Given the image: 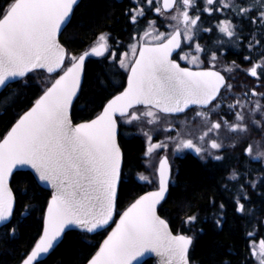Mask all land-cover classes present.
<instances>
[{
    "label": "snow or ice",
    "instance_id": "obj_1",
    "mask_svg": "<svg viewBox=\"0 0 264 264\" xmlns=\"http://www.w3.org/2000/svg\"><path fill=\"white\" fill-rule=\"evenodd\" d=\"M133 2L136 7L126 15L135 28L123 52L113 47L107 32H101L80 53L70 52L61 43L59 36L71 24L79 0H6L0 6V91L13 81L25 80L30 73L44 71L50 77L42 94L0 139V223L10 222L14 215L15 197L9 184L14 169L30 167L38 182L51 189L42 234L30 251L22 254L20 264H37L38 257L54 247L66 228L75 226L94 233L110 227V222L115 227L86 264H142V258L153 253L160 258L159 264H191L189 250L194 236L173 234L168 220L158 215V205L165 200L172 178L170 144L174 145L172 155L191 150L201 159L206 154L222 160L212 150H221L223 144L209 138L210 133L221 129L222 123L236 134H247L251 127L264 132V91L253 88L251 94L234 93L233 84L215 70L217 52H207L197 40L201 31H213L201 27L202 13L209 16L225 10L231 13L218 19L215 26L229 40L241 39L245 24L252 26L247 47L255 50L259 46L260 61L252 63L246 71L261 80L264 87V0H203V7L197 0ZM146 11L174 22L168 24L171 30L159 31L155 20H148L141 30L139 21ZM234 18L238 22L234 23ZM185 42L187 52L182 48ZM202 55L207 59H202ZM89 57L118 64L127 73V82L121 91L102 103L94 117L77 123L72 109L82 91V76ZM205 63L210 66L204 67ZM235 70V61L223 69L229 74ZM222 90L236 97L227 105L228 111L234 113L231 123L223 118L212 120L226 99ZM92 102H86L84 107ZM192 106H195L193 122L199 118L206 128L199 136L193 137L191 132L185 136L177 131L176 136L165 135L163 140L154 142L152 132L143 127L163 122L166 125L163 131L168 133L174 130L175 117L186 115V110H193ZM257 114L260 119H256ZM182 123L186 125L188 120ZM121 124L140 126L146 140V163L153 167L157 155L158 162L149 175L138 174V179L153 186V190L145 191L117 213L123 164L117 140ZM244 152L253 159L264 158V144L258 142L254 147L249 143ZM239 178L240 174L234 170L230 179ZM251 186L255 188L256 182ZM244 210L245 205L238 198L236 211ZM28 211L25 206L21 216ZM114 215H119V219L115 220ZM196 220V215H189L184 223L192 225ZM19 222L9 224L11 235L16 234ZM216 223L219 225L220 220ZM248 235L251 237L252 233ZM251 248L258 264H264V239L259 241L258 249L256 245Z\"/></svg>",
    "mask_w": 264,
    "mask_h": 264
},
{
    "label": "trees",
    "instance_id": "obj_2",
    "mask_svg": "<svg viewBox=\"0 0 264 264\" xmlns=\"http://www.w3.org/2000/svg\"><path fill=\"white\" fill-rule=\"evenodd\" d=\"M5 2L0 0V6ZM130 5V0H79L71 24L59 36L61 43L70 52L80 53L101 32H107L113 47H118L120 52L124 51L130 41L131 25L125 13ZM235 22L238 21L234 18ZM251 30L252 26L245 24L241 39L227 38L224 44H217V39L211 34L205 40L204 47L209 53L216 51L224 59L247 67L250 63L249 59H244L246 56L250 60L260 61L259 46L255 50L247 47ZM204 67L209 65L205 63ZM237 73L240 83L256 88L262 83L242 71ZM46 75L44 71L30 73L25 78L26 82L13 81L0 91V138L41 93ZM125 75L118 64L113 65L102 58H87L82 91L72 109L74 122L94 116L101 109L102 103L121 89ZM88 101L94 102L84 107ZM118 140L123 164L117 213L151 189L136 177L145 171L143 138L137 133L126 134L121 124ZM233 151L226 152L222 160H203L191 152L174 159L172 180L165 200L158 206V213L168 220L173 232L194 236L193 246L189 250L190 261L194 264H255L249 242L251 239H264V167L249 161L241 149ZM234 170L240 174L238 180L230 179ZM253 181L256 182L255 188L251 186ZM10 187L15 197L14 215L10 222L0 226V264H19L22 254L30 250L41 232L43 212L50 196L49 191L41 188L26 170L13 173ZM238 198L245 205L243 212L236 211ZM221 204L224 205L223 209L220 208ZM25 206L29 211L21 216ZM189 215L197 216L192 225L184 223ZM217 219L220 220L219 225ZM17 220L20 221L17 232L11 235L9 224H17ZM106 232L107 229L92 234L68 230L37 264H84L95 253ZM248 233H252V236L249 237ZM142 264L156 262L149 258Z\"/></svg>",
    "mask_w": 264,
    "mask_h": 264
},
{
    "label": "rangeland",
    "instance_id": "obj_3",
    "mask_svg": "<svg viewBox=\"0 0 264 264\" xmlns=\"http://www.w3.org/2000/svg\"><path fill=\"white\" fill-rule=\"evenodd\" d=\"M226 16H228L227 10H225V12H218V14H216V12H215L212 14V16L210 18L207 17V20H205V21L208 22V24H207L208 26H206V23L204 22V23H202L201 27L202 28H212L213 31L210 33L201 31L199 33L197 40L199 43H201V45L205 46V40H207V37L210 36L211 34L214 36V38L217 39V41L222 40L224 43H226V41H228V40H226L227 37L223 36L221 33H219L215 27L217 20L218 19H224V18H226ZM148 20H155L156 21V28L162 32L170 31L171 29L168 27V24L174 23L171 21H165L164 17L160 16V15H158L156 18H150V19L148 18ZM186 44H187V42H185L184 46H183L184 47L183 51H185V52L189 51ZM201 58L207 59V56L202 55ZM250 59L251 58H249V60ZM232 62H233L232 60H226L223 57H221L220 55H218V60L216 62V68L215 69L221 71L223 73V75L226 76V80L228 83L233 84V86H234L233 92L234 93L238 94V93L247 91V92H249V94H251V90L253 88H255V90L257 92L264 91V87L261 86L262 83L258 84V82H257L259 88H256L254 86H249L245 83H240L238 80L239 79L238 78L239 74L237 73L238 71H242L243 73H246L247 75L250 76V74L246 70L252 66V63H255L254 61H252V63L250 65H248L247 67H243V66H240V65L235 63L236 70L233 71L231 74L225 73L223 71V69L226 66H231ZM252 78H254V77H252ZM49 79H50L49 74H47L44 77V81H45V86L43 85L44 88L46 86H48L47 81ZM222 94L226 96V99L222 101V108L220 110H218L219 114L218 115L213 114L212 120H220L221 118H223L224 120H228L230 123L234 122V113L228 111L227 105L229 103H232L236 97H235V95H228L227 93H224L223 90H222ZM251 99H255V97H251ZM262 103H264V101H262ZM192 109L193 110H186V115L185 114L177 115L173 121L174 130H171L168 133H165L163 131V128L166 126L163 122L159 126H151V125L144 124L143 127L145 128V130H149L152 132L154 142L158 141V140H163L165 135L170 134L172 136H176L177 131H180L182 133V135H185V136H187L188 132H191L193 137L199 136L202 131L206 130V128L201 124V121L199 120V118H197L193 122L192 118L194 116L195 107H192ZM185 119L188 120V123L186 125L182 123ZM256 119H260L259 114L256 115ZM122 126L124 127L126 134L137 133L143 138V140H144V152H145L146 140H145V137L143 136L142 132L140 131V126L135 125V124L134 125L122 124ZM262 137H264V132H262L260 129H258L256 127H251L250 132L247 134H236V133H232V132L228 131V129L223 126V123H222L221 129L218 130V132L214 130L212 133L209 134V138H215L218 140V142H221L223 144V148L221 150H219V151L212 150L213 155H221L223 157L226 152L232 153V152H234L233 149L239 148V149H241V152H243L245 154L246 158L249 161H254V162L258 163V165H260L261 167H264V158L253 159L252 157L248 156L244 152V149L247 147V145L249 143H252L254 145V147H255V144L258 142L261 144H264V140H262ZM173 147H174V145L170 144L169 150H168L170 162L172 163V166H173L172 170L175 168L174 167L175 166L174 159L176 156L182 155L186 152H191V153L195 154L198 158H200V156H198L194 151H191V150H184L182 152H177L175 155H172V148ZM204 147H207V145L205 144ZM144 152H143V156H144ZM160 154H163V153H160ZM206 159H213V158H212V156L205 154L203 160H206ZM146 161H147V158L144 156L145 171H143L141 173H143L144 175H149L154 170L155 164L158 162V155L153 160V167L150 168L148 166V164L146 163ZM245 167H247V164L245 165ZM138 174H140V173H138ZM138 174L136 175L137 178H138ZM147 186L149 188L153 189V186L148 185V184H147ZM259 241L260 240H252V239L250 240V242H249L250 251H252V248H251L252 245H256L257 249H258ZM253 260H254L255 264H258L256 257L253 256Z\"/></svg>",
    "mask_w": 264,
    "mask_h": 264
},
{
    "label": "water",
    "instance_id": "obj_4",
    "mask_svg": "<svg viewBox=\"0 0 264 264\" xmlns=\"http://www.w3.org/2000/svg\"><path fill=\"white\" fill-rule=\"evenodd\" d=\"M85 50H86V49H85ZM82 52H83V51H82ZM86 60H87V58H86ZM182 66H183V65H182ZM215 70H217V69H215ZM217 71H219V70H217ZM45 73H46V72H45ZM46 74H48V73H46ZM222 74H223V73H222ZM82 79H83V76H82ZM126 82H127V74H126V78H125V84H124V86H126ZM81 83H82V81H81ZM121 90H122V88H121L119 91H121ZM42 91H43V90H42ZM42 91H41L40 94H42ZM40 94H39V95H40ZM39 95H38V96H39ZM38 96H37V97H38ZM37 97H36V98H37ZM36 98H35V99H36ZM109 98H110V97H109ZM105 102H106V101H105ZM30 106H31V105H30ZM30 106H29V107H30ZM29 107H27L24 111H26ZM192 107H195V106H192ZM100 110H101V109H100ZM100 110H99V111H100ZM24 111H23V112H24ZM99 111H98V112H99ZM23 112H22V113H23ZM98 112H97V113H98ZM22 113H21V114H22ZM97 113H96V114H97ZM21 114H20V115H21ZM96 114H95V115H96ZM95 115H94V116H95ZM94 116H92V117H94ZM92 117H91V118H92ZM18 118H19V116L17 117V119H18ZM15 121H16V120H15ZM15 121L10 125V127L7 129V131L10 130L11 126L15 123ZM79 122H81V121H79ZM77 123H78V122H77ZM7 131L3 134V136L7 133ZM118 133H119V128H118ZM3 136H2L0 139H2ZM117 140H118V135H117ZM118 143H119V140H118ZM121 152H122V151H121ZM20 170H26V171L30 172L31 175L33 176L35 182H36L41 188H43V189L49 191V193L51 192V189H50L49 187H47L46 185H43V184H41V183L38 182V180H37V179L35 178V176H34L33 170H32L30 167H24V168H17V169H14V170H13V173H14L15 171H20ZM170 181H171V180H170ZM9 184H10V181H9ZM151 190H153V189H151ZM151 190H148V191H151ZM167 193H168V192H167ZM167 193H166V195H167ZM142 194H143V193H142ZM142 194H141V195H142ZM166 195H165V197H166ZM49 197H50V196H49ZM136 198H137V197H136ZM136 198H135V199H136ZM135 199H134V200H135ZM134 200H133V201H134ZM133 201H131L130 203H132ZM130 203H129V204H130ZM129 204H128V205H129ZM128 205H127V206H128ZM14 206H15V204H14ZM127 206H126V207H127ZM158 206H159V205H158ZM46 207H47V203H46V206H45L44 212H45V210H46ZM126 207H125V208H126ZM125 208H124V209H125ZM124 209H123V210H124ZM123 210H122V211H123ZM122 211H121V212H122ZM44 212H43V215H44ZM158 215H160V214L158 213ZM160 216H161V215H160ZM161 218H163V217L161 216ZM114 219H115V220H118V219H119V215H114ZM163 219H165V218H163ZM4 223H6V222H4ZM4 223H0V226L3 225ZM110 225H111L110 227H109V226H106L105 228H103V229H107V232H106L105 236L103 237L102 241L100 242V244L103 242V240L106 238L107 234L112 230V228L115 227V224H114V223H111V222H110ZM169 228H170V226H169ZM42 230H43V217H42V228H41V232H40V234H42ZM68 230H77V231H80V232H83V233H87V232H84L83 230H80V229L76 228L75 226H72V227H70V228H66V229H65V232L68 231ZM100 230H102V229H98L97 231H100ZM170 230H171V228H170ZM97 231H96V232H97ZM171 231H172V230H171ZM65 232H64V233H65ZM172 232H173V231H172ZM64 233H62V236H61V238H60L58 241L54 242V247H55V246L59 243V241L62 239ZM94 233H95V232H94ZM40 234H39V236H40ZM89 234H92V233H89ZM173 234H176V233L173 232ZM39 236H38L37 239H39ZM37 239H36V240H37ZM36 240H35V241H36ZM34 243H35V242H34ZM100 244H99V246H100ZM33 245H34V244H33ZM33 245H32V246H33ZM99 246H98V248H99ZM54 247H53V248H54ZM53 248H52V249H53ZM98 248H97V249H98ZM30 249H31V248H30ZM52 249H50L49 252H50ZM29 251H30V250H29ZM49 252H48V253H49ZM48 253H47V254H48ZM47 254H42L41 257H38V260L43 259L44 257H46ZM149 258L154 259L155 262H156V264H159L160 258L156 257L154 253H153V254H147L145 257L142 258V262L145 261L146 259H149ZM19 264H20V263H19ZM84 264H86V262H85ZM191 264H194V263L191 262Z\"/></svg>",
    "mask_w": 264,
    "mask_h": 264
},
{
    "label": "flooded vegetation",
    "instance_id": "obj_5",
    "mask_svg": "<svg viewBox=\"0 0 264 264\" xmlns=\"http://www.w3.org/2000/svg\"><path fill=\"white\" fill-rule=\"evenodd\" d=\"M130 2H131V5L128 7V9L125 11V13H127L129 9L136 7V4L133 2V0H130ZM197 3H198V5H199L200 7H203V0H197ZM216 14H218V12H216ZM157 16H158V14H156L154 11H146V16L143 17V18H141L140 21H139V25L141 26V30H143V27L146 26V23H147L148 18H149V19H150V18H156ZM211 16H212V15H211ZM211 16H209L208 13H202V15H201L202 23L205 22V23H206V26H208V25H207L208 22H206L205 20H207V17L210 18ZM128 19H129V18H128ZM129 23H130V25H131V28H130V31H129V37L131 38V35H132L133 32H134V28H135V26L132 25V23H131L130 20H129ZM130 42H131V40L127 42V44H126V46H125V48H124V51L126 50L128 43H130ZM183 46H184V44H182V48L184 49ZM177 51H180V50H177ZM173 58H176L175 55H174ZM252 61H254V62H258L257 60H252ZM252 61L249 60V63L251 64ZM181 63H182L183 66H185L183 62H181ZM250 64H249V65H250ZM125 73H126V72H125ZM126 74H127V73H126ZM125 78H126V75H125ZM124 84H125V82H124ZM123 86H124V85H123ZM121 88H122V87H121ZM170 182H171V181H170Z\"/></svg>",
    "mask_w": 264,
    "mask_h": 264
}]
</instances>
